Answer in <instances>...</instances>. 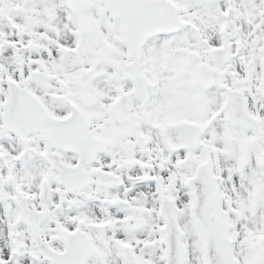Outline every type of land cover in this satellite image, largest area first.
<instances>
[{"label":"snow or ice","instance_id":"1","mask_svg":"<svg viewBox=\"0 0 264 264\" xmlns=\"http://www.w3.org/2000/svg\"><path fill=\"white\" fill-rule=\"evenodd\" d=\"M0 264H264V0H0Z\"/></svg>","mask_w":264,"mask_h":264}]
</instances>
